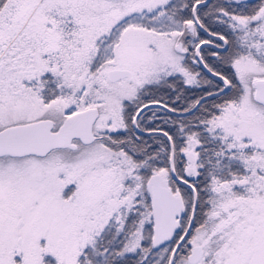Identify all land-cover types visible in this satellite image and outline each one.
<instances>
[{
	"label": "snow or ice",
	"instance_id": "obj_1",
	"mask_svg": "<svg viewBox=\"0 0 264 264\" xmlns=\"http://www.w3.org/2000/svg\"><path fill=\"white\" fill-rule=\"evenodd\" d=\"M0 264H264V0H0Z\"/></svg>",
	"mask_w": 264,
	"mask_h": 264
}]
</instances>
